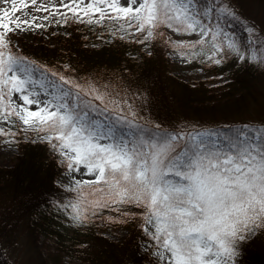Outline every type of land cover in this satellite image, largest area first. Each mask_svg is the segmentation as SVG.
Segmentation results:
<instances>
[{"label":"snow or ice","instance_id":"6c2138e0","mask_svg":"<svg viewBox=\"0 0 264 264\" xmlns=\"http://www.w3.org/2000/svg\"><path fill=\"white\" fill-rule=\"evenodd\" d=\"M195 2L19 0L21 9L17 0H0V122L11 125L15 117L25 126L21 131L49 133L41 139L59 152L68 170L92 177H73L68 189L76 193L65 206L71 207L74 223H89L105 209L133 218L136 213L123 209L134 206L142 209L143 231L154 242L159 264H237L240 243L264 230V123L233 125L229 132L155 125L146 134L126 99L82 85L11 45L17 32L44 28L40 21L50 17L88 23L95 18L96 23H119L132 37L146 33L135 40L139 44L154 39L161 26L177 34L196 33L195 41H164L187 50L180 54L189 59L207 50L205 58L215 65L229 56L264 64V38L245 53L232 36L206 22L213 11L235 13L224 5L200 12ZM29 8L46 14H17ZM248 31L255 36L254 27ZM37 72L39 80L33 76ZM0 135L17 133L0 128Z\"/></svg>","mask_w":264,"mask_h":264},{"label":"rangeland","instance_id":"374dc122","mask_svg":"<svg viewBox=\"0 0 264 264\" xmlns=\"http://www.w3.org/2000/svg\"><path fill=\"white\" fill-rule=\"evenodd\" d=\"M30 3V0H26ZM58 3V0H56ZM218 4V5H217ZM238 8L240 12L252 23L255 28V36L249 33L247 28L241 32L233 28L230 23L223 21L222 17L213 11L206 22L218 25L220 29L232 36L241 46L245 53L249 49L258 48L260 39L264 38V0H196L197 11L202 12L205 8L213 6L228 5ZM227 6V7H229ZM17 7L23 9V5L17 0ZM26 12L43 16L46 13H34L31 8L17 13L27 18ZM59 20V23L56 21ZM45 24L44 28L32 29L26 32H17L11 37V45L16 50H22L31 54L34 51L42 53L51 48L55 49L60 58L56 60L58 67L68 69L69 61L65 60L64 53L68 38L71 35V28H85L89 33H83L84 44L88 47H99L107 42L123 41L127 43L124 55L136 64L142 59L147 63L141 70L139 77L128 75L123 80L120 76L110 77L113 84L105 80H97L87 75L85 78L71 75L78 83L84 85L94 84L102 91L110 93L112 98L126 99L132 104L138 113L140 123L150 126L160 125L164 128L176 129L178 126H194L197 130L210 129L220 131L222 127L242 125L245 123H264V64L259 60L240 61L238 57L229 56L222 64L215 65L205 58V51L194 59L181 56V51L170 47L164 41L167 38L172 40L195 41L199 39L198 34H177L171 29L161 26L157 35L144 44L136 43V39H143L146 33L138 34L136 37L127 35L120 24L105 20L103 23H96L95 18L91 23L86 20L81 22L69 18L67 22L59 16L49 18V21H40ZM118 29H120L118 31ZM85 31V32H86ZM116 32V35H113ZM163 32L161 37L158 33ZM121 35L125 38L121 39ZM197 51H200L197 48ZM32 57V55H29ZM162 61V62H161ZM162 65H161V63ZM160 63V64H158ZM67 65V67H65ZM69 73V72H68ZM124 74V73H123ZM34 79L39 80V73L33 74ZM234 78V85L229 82ZM51 79V77H49ZM47 86V82H45ZM186 86H200L202 89L197 95H192ZM40 90V85L35 86ZM205 90V92H204ZM14 99L16 97L14 96ZM20 103L19 100H17ZM35 110V106H32ZM14 123L9 125L0 122V128L5 132H15V137L0 135V167L11 166L20 149L17 144L19 138L28 141H44L41 138L48 135L46 132H37L28 129L21 131L25 126L18 118L13 117ZM127 129H125V132ZM49 151L62 160L59 152L44 141ZM55 143V141H54ZM73 177L76 179H88L80 173L68 170L67 165L54 176L55 183L65 188H71ZM7 198L0 192V218L7 206ZM72 201L56 207L55 228L59 234H39L35 240L27 236V225L24 220L18 222L10 232L5 244L6 253L12 264H84L71 252H66L64 244L75 241L82 244L85 232L94 228L103 237L110 240L124 239L129 230L122 225H108L98 227L95 223L76 224L71 219ZM134 212L136 211L133 210ZM138 212L142 209H138ZM144 227V221L142 223ZM85 230V231H84ZM248 245H264V230H258L244 241ZM241 247V244L239 245ZM154 242L146 235L138 245V251L143 254L144 264H159L158 258L154 255Z\"/></svg>","mask_w":264,"mask_h":264},{"label":"trees","instance_id":"16d2710c","mask_svg":"<svg viewBox=\"0 0 264 264\" xmlns=\"http://www.w3.org/2000/svg\"><path fill=\"white\" fill-rule=\"evenodd\" d=\"M224 6H229V4ZM229 8L235 15H225L217 12L223 21L230 23L240 33L253 27L252 23L238 8L231 6ZM85 31V28H71V35L65 38L63 42L68 41L67 44H64L66 51L63 57L69 61L70 67L68 69L58 67L56 60L60 58L61 54L57 55V51L53 48L48 51L44 50L42 53L34 51L31 54L22 50L17 51L30 60L45 65L49 69L69 78L72 74L82 78L89 75L97 80H105L113 84L110 81L113 76H120L123 80H126L124 77L130 75L139 77L141 75V70L146 65L147 60L142 59L140 64L131 62L124 55L126 42L112 41L99 47H88L84 44L81 35L83 33L91 34V31ZM29 55H32V57ZM234 82L236 81L232 78L229 86L234 85ZM185 88L192 91V95H197L196 92L202 89L200 86H186ZM144 126L146 134H150L154 130L153 126L148 124H144ZM229 131L230 126L220 128V132ZM17 144L20 154L15 162L9 167H0V192L6 196L8 201L0 218V264H12L6 253L5 244L15 224L24 220L27 225L26 234L33 240L39 234L46 236L59 234L55 228L56 207L62 206L66 202H74L76 199V193L69 191L70 188L55 183L54 176L64 169L67 164L63 162V159L60 160L52 154L44 141H28L19 138ZM123 210H128L137 215L133 218L122 219L119 212L105 209L103 212H98L96 216L91 217L89 223L93 222L98 227L108 225L125 226L129 232L124 239L120 241L110 240L91 228L85 232L86 238L82 244L70 241L64 244L65 251L76 255L77 259L84 264H144V256L138 251L140 240L146 236L142 227L143 220L139 215L142 211L138 212V209L134 206H128ZM110 216L112 219H108ZM240 244L237 264H264L263 244L251 246L244 243V241Z\"/></svg>","mask_w":264,"mask_h":264}]
</instances>
